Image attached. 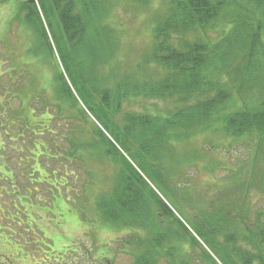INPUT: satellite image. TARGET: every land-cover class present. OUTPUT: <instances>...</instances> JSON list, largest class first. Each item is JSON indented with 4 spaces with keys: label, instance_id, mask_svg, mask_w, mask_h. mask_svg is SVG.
<instances>
[{
    "label": "trees",
    "instance_id": "16d2710c",
    "mask_svg": "<svg viewBox=\"0 0 264 264\" xmlns=\"http://www.w3.org/2000/svg\"><path fill=\"white\" fill-rule=\"evenodd\" d=\"M14 1L34 34L60 52L82 103L107 128L110 138L98 125L94 133L118 173L98 205L117 232L126 231L119 252L133 264H195L200 239L210 249L200 258L207 264H264V208L254 211L241 187L233 193V169L231 179L210 182L204 192L190 182L181 186L184 172L205 157L203 147L188 143L202 133L207 151L233 152L229 142L246 150L237 170L264 180V0H159L164 13L153 33L140 48L133 46L140 34H124L122 54L121 35L102 25L110 0ZM27 87L17 86V94L26 97ZM62 94L57 98L66 103L74 97L67 83ZM159 101L167 103L163 110ZM223 165L211 158L204 167L214 174ZM171 172L180 178L176 189ZM181 195L205 209L192 221L183 218L193 234L172 210L180 213Z\"/></svg>",
    "mask_w": 264,
    "mask_h": 264
},
{
    "label": "rangeland",
    "instance_id": "374dc122",
    "mask_svg": "<svg viewBox=\"0 0 264 264\" xmlns=\"http://www.w3.org/2000/svg\"><path fill=\"white\" fill-rule=\"evenodd\" d=\"M122 1H107L101 10L105 13L102 25L111 30L109 34L121 35L119 54L128 44L124 34H140L133 41V46L140 48L164 13L159 0H150L148 10L133 0H125L120 9ZM49 45L46 38L34 34L14 0L6 4L0 0V264H133L119 252L126 231L117 232L98 205L101 190L112 186V174L117 177L118 167L115 171L108 156L102 154L97 142L102 137L94 133L98 121L78 96L72 72L61 66L60 52L53 53ZM66 83L74 93V97L67 96V103L57 98V92L63 96ZM25 85L27 96L18 95L17 86ZM233 96L240 101L239 92L234 90ZM28 99L26 108L22 102ZM166 106L158 102L161 110ZM220 137V142L228 143ZM206 139L202 133L188 141L190 147H203L205 157L184 172L181 186L190 182L204 192L210 182L230 175L231 179L233 169V193L241 187L254 211L264 208V180L253 178L251 171L242 175L243 171L237 170L246 150L243 153L240 146L229 142L233 152L222 153L219 148L210 152L204 149ZM211 158L224 164L214 174L204 167ZM177 178L171 172V189H176ZM183 196L176 201L180 213L172 210L193 234L183 218L192 221L201 215L203 206L189 203ZM211 203L205 205L208 213ZM197 242L194 263L207 264L200 258L210 249L200 239Z\"/></svg>",
    "mask_w": 264,
    "mask_h": 264
}]
</instances>
